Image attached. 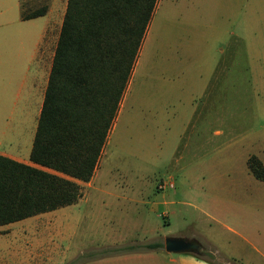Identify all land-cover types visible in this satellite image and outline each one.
Here are the masks:
<instances>
[{
    "label": "rangeland",
    "instance_id": "374dc122",
    "mask_svg": "<svg viewBox=\"0 0 264 264\" xmlns=\"http://www.w3.org/2000/svg\"><path fill=\"white\" fill-rule=\"evenodd\" d=\"M35 1L21 0L25 14ZM15 24L0 27V51L21 55L31 46ZM252 156L264 164V0H158L92 185L60 218L0 230V264H123L108 258L131 242H203L215 227L205 213L233 230L264 226ZM217 232L226 251L239 241Z\"/></svg>",
    "mask_w": 264,
    "mask_h": 264
},
{
    "label": "trees",
    "instance_id": "16d2710c",
    "mask_svg": "<svg viewBox=\"0 0 264 264\" xmlns=\"http://www.w3.org/2000/svg\"><path fill=\"white\" fill-rule=\"evenodd\" d=\"M156 1L67 0L29 156L32 164L90 180ZM45 11L25 14L22 9L21 19ZM247 167L264 179L256 157L248 159ZM80 197L76 183L0 156V226L73 205Z\"/></svg>",
    "mask_w": 264,
    "mask_h": 264
},
{
    "label": "crops",
    "instance_id": "0c3cea01",
    "mask_svg": "<svg viewBox=\"0 0 264 264\" xmlns=\"http://www.w3.org/2000/svg\"><path fill=\"white\" fill-rule=\"evenodd\" d=\"M157 2L158 0L156 4ZM66 3L67 0H36L29 8H46L45 13L37 18L22 20L21 0H0V27L6 26V34L12 33L13 30L9 27L19 22L20 25L17 26H20V29L17 33L25 41L29 40L31 46L29 51L24 47L21 55L20 52L0 51V156L72 181L80 187L82 197L83 185L86 187L92 185L97 165L90 180L81 182L53 170L36 166L29 161ZM52 48L53 54L51 56L49 52ZM47 56L48 60L45 61ZM189 128L190 125L187 129ZM257 159L264 166L262 161ZM158 189H161L160 186ZM131 201L135 204L144 205V201L140 199H131ZM172 204V201L166 200L153 202L148 211L154 213L158 207ZM70 206L0 226V230H12L24 222L40 220L38 218H45L46 220L60 218L62 210ZM205 215L206 219L215 227L209 226L206 234L202 236L203 242L194 234L190 237L179 236L196 240L202 248L200 255L168 254L163 247L146 250L145 245L159 243L155 241L157 239H152L151 241L131 242L127 247L128 252L117 254L108 260L114 262L120 259L123 264H163V261L166 264H264V240H252V238L255 240L258 231H261L264 226L259 225L258 228H254L247 223H241L238 225L239 230H233L224 224L218 216H213L210 213H205ZM161 217L167 218V215L162 213ZM219 229L231 233L239 240L231 245L229 251H226L219 242L220 236L217 232Z\"/></svg>",
    "mask_w": 264,
    "mask_h": 264
},
{
    "label": "water",
    "instance_id": "95a60500",
    "mask_svg": "<svg viewBox=\"0 0 264 264\" xmlns=\"http://www.w3.org/2000/svg\"><path fill=\"white\" fill-rule=\"evenodd\" d=\"M164 251L168 254H193L202 253L201 245L196 240L181 237H166L163 239Z\"/></svg>",
    "mask_w": 264,
    "mask_h": 264
},
{
    "label": "built area",
    "instance_id": "2783aa9c",
    "mask_svg": "<svg viewBox=\"0 0 264 264\" xmlns=\"http://www.w3.org/2000/svg\"><path fill=\"white\" fill-rule=\"evenodd\" d=\"M167 187H172V184L171 183H169L168 185H165V184H162V185H160V188L161 189H165V188H167Z\"/></svg>",
    "mask_w": 264,
    "mask_h": 264
}]
</instances>
